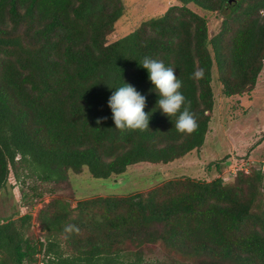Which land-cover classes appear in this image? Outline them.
<instances>
[{
    "label": "trees",
    "instance_id": "obj_1",
    "mask_svg": "<svg viewBox=\"0 0 264 264\" xmlns=\"http://www.w3.org/2000/svg\"><path fill=\"white\" fill-rule=\"evenodd\" d=\"M175 1L109 43L123 0H0V193L14 187L25 205L43 201L42 239L32 232V213L0 222V264H264L261 167L231 182L178 178L76 206L43 199L41 186L70 185L71 173L108 180L200 153L215 105L214 70L225 97L252 93L264 67V0ZM192 7L220 18L215 33ZM144 57L182 81L198 123L191 135L159 109ZM198 68L201 80L192 78ZM125 83L146 97L147 131L116 129L109 99ZM222 164L209 168L222 173Z\"/></svg>",
    "mask_w": 264,
    "mask_h": 264
},
{
    "label": "rangeland",
    "instance_id": "obj_2",
    "mask_svg": "<svg viewBox=\"0 0 264 264\" xmlns=\"http://www.w3.org/2000/svg\"><path fill=\"white\" fill-rule=\"evenodd\" d=\"M125 15L118 21L114 32L109 36V43L115 42L133 31L143 22L163 15L169 7L177 4L175 0H123ZM192 9L207 16L210 33H215L219 20L196 8ZM213 89L215 105L206 142L200 153L192 152L186 157L169 165L139 164L132 166L118 177L108 180L95 179L85 169L81 175H70V185H43L46 191L44 201L53 196L65 198L76 206L78 201L108 195H130L148 192L162 183L189 177L195 180L213 181L220 176L225 181H233L237 176V167L243 165L251 170L264 165V67L251 94L227 98L222 94L214 70ZM222 162L218 172L216 167L209 168L210 163ZM228 162L230 166H228ZM227 166V167H226ZM14 187L0 193V222L3 219L17 217L24 213L33 215V234L42 239V231L36 220L43 201L34 199L24 204ZM50 188V189H49ZM52 190V194L49 190ZM158 251L157 256H159Z\"/></svg>",
    "mask_w": 264,
    "mask_h": 264
},
{
    "label": "clouds",
    "instance_id": "obj_3",
    "mask_svg": "<svg viewBox=\"0 0 264 264\" xmlns=\"http://www.w3.org/2000/svg\"><path fill=\"white\" fill-rule=\"evenodd\" d=\"M140 65L148 71L149 79L160 96L157 102L159 109L169 117H177V132L191 135L198 128V123L195 113L190 111V102L185 103V96L180 91L182 81L176 77L174 68L166 67L163 61L150 57H144ZM204 75V69L198 68L192 78L201 80ZM109 107L116 129L121 132L149 130L150 114L145 112L146 97L130 84L125 83L113 92ZM100 123L102 120L98 119L97 124ZM73 227L68 226L66 230L72 231Z\"/></svg>",
    "mask_w": 264,
    "mask_h": 264
},
{
    "label": "built area",
    "instance_id": "obj_4",
    "mask_svg": "<svg viewBox=\"0 0 264 264\" xmlns=\"http://www.w3.org/2000/svg\"><path fill=\"white\" fill-rule=\"evenodd\" d=\"M262 168H263V170H264V165H263ZM236 170H237V172H238V170H241V171L243 170L245 173H249V172H250V169H248V167L245 166V165H243L241 168H238V167H237Z\"/></svg>",
    "mask_w": 264,
    "mask_h": 264
}]
</instances>
